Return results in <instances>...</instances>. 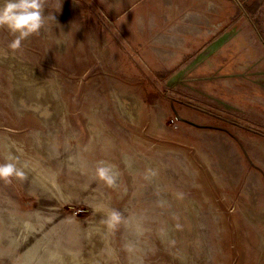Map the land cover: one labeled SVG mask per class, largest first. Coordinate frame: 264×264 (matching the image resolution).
<instances>
[{"label": "rangeland", "instance_id": "rangeland-1", "mask_svg": "<svg viewBox=\"0 0 264 264\" xmlns=\"http://www.w3.org/2000/svg\"><path fill=\"white\" fill-rule=\"evenodd\" d=\"M44 14L0 29V264H264V0Z\"/></svg>", "mask_w": 264, "mask_h": 264}, {"label": "clouds", "instance_id": "clouds-1", "mask_svg": "<svg viewBox=\"0 0 264 264\" xmlns=\"http://www.w3.org/2000/svg\"><path fill=\"white\" fill-rule=\"evenodd\" d=\"M45 8L46 0H0V29L7 30L14 37L8 44L9 50H19L25 39L41 31L47 16L44 14ZM96 176L108 185L114 183L110 167H98ZM13 177L24 179L25 172L13 158H8L0 163V181L10 183ZM118 220L119 213L112 211L109 223Z\"/></svg>", "mask_w": 264, "mask_h": 264}]
</instances>
